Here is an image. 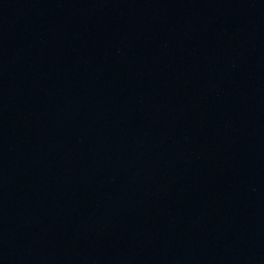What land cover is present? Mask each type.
Returning a JSON list of instances; mask_svg holds the SVG:
<instances>
[{
  "label": "water",
  "instance_id": "95a60500",
  "mask_svg": "<svg viewBox=\"0 0 264 264\" xmlns=\"http://www.w3.org/2000/svg\"><path fill=\"white\" fill-rule=\"evenodd\" d=\"M0 264H264V0H0Z\"/></svg>",
  "mask_w": 264,
  "mask_h": 264
}]
</instances>
